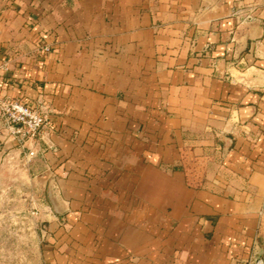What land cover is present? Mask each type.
Instances as JSON below:
<instances>
[{
  "label": "crops",
  "instance_id": "crops-1",
  "mask_svg": "<svg viewBox=\"0 0 264 264\" xmlns=\"http://www.w3.org/2000/svg\"><path fill=\"white\" fill-rule=\"evenodd\" d=\"M0 95L50 110L0 117L45 264L264 258V0H0Z\"/></svg>",
  "mask_w": 264,
  "mask_h": 264
},
{
  "label": "rangeland",
  "instance_id": "rangeland-1",
  "mask_svg": "<svg viewBox=\"0 0 264 264\" xmlns=\"http://www.w3.org/2000/svg\"><path fill=\"white\" fill-rule=\"evenodd\" d=\"M25 207L20 197L0 196V264H45L37 208Z\"/></svg>",
  "mask_w": 264,
  "mask_h": 264
},
{
  "label": "built area",
  "instance_id": "built-area-1",
  "mask_svg": "<svg viewBox=\"0 0 264 264\" xmlns=\"http://www.w3.org/2000/svg\"><path fill=\"white\" fill-rule=\"evenodd\" d=\"M49 108L43 102L30 103L21 99L0 95V117L4 120L13 138L21 144L35 140L49 123ZM34 150L28 155L33 157ZM250 264H264V258H257Z\"/></svg>",
  "mask_w": 264,
  "mask_h": 264
}]
</instances>
